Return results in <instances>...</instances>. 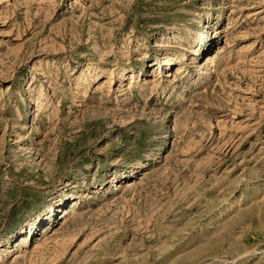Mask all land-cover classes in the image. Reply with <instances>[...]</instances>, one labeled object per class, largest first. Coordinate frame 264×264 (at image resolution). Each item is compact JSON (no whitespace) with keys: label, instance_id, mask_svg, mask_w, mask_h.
<instances>
[{"label":"rangeland","instance_id":"obj_1","mask_svg":"<svg viewBox=\"0 0 264 264\" xmlns=\"http://www.w3.org/2000/svg\"><path fill=\"white\" fill-rule=\"evenodd\" d=\"M0 264H264V0H0Z\"/></svg>","mask_w":264,"mask_h":264},{"label":"bare ground","instance_id":"obj_2","mask_svg":"<svg viewBox=\"0 0 264 264\" xmlns=\"http://www.w3.org/2000/svg\"><path fill=\"white\" fill-rule=\"evenodd\" d=\"M168 57V56H167ZM156 65L158 64V63H155ZM183 68V67H182ZM181 71V70H180Z\"/></svg>","mask_w":264,"mask_h":264}]
</instances>
